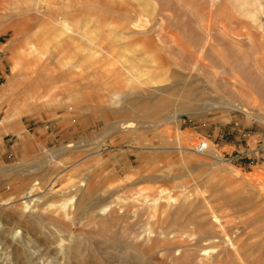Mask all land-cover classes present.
<instances>
[{
    "label": "rangeland",
    "instance_id": "1",
    "mask_svg": "<svg viewBox=\"0 0 264 264\" xmlns=\"http://www.w3.org/2000/svg\"><path fill=\"white\" fill-rule=\"evenodd\" d=\"M255 115L264 0H0V264H259Z\"/></svg>",
    "mask_w": 264,
    "mask_h": 264
},
{
    "label": "bare ground",
    "instance_id": "2",
    "mask_svg": "<svg viewBox=\"0 0 264 264\" xmlns=\"http://www.w3.org/2000/svg\"><path fill=\"white\" fill-rule=\"evenodd\" d=\"M181 2V1H180ZM204 19V18H203ZM145 20V19H144ZM208 21V20H207ZM206 21V22H207ZM146 23V21H144ZM133 23V22H131ZM135 23V22H134ZM138 23V22H137ZM142 23V22H141ZM144 23V24H145ZM64 26L69 28V26L67 24L64 23ZM139 26V25H138ZM207 26V25H206ZM206 28V27H205ZM134 29V28H133ZM170 34V33H169ZM173 41L174 43L176 44V47L182 51H186V53L189 54V56H191L192 58L194 57V59H196V56H197V53L199 51V49L197 50V42H194L193 43V46H192V43H190L189 41H186L184 39H182L180 36L178 35H173ZM192 46V47H191ZM199 60V59H198ZM137 72V71H136ZM129 73V72H128ZM130 74L132 75L130 79L132 80H137L138 78L136 77V75H134L133 71L130 70ZM145 79V78H144ZM182 79H183V82H182V87L180 90H182V104L185 105V104H190L191 102H193V100H195V97L197 96V87L194 85V82L192 79V76H188L187 75V78H185L184 76H182ZM140 82V81H139ZM141 83V82H140ZM168 97L166 98H160V99H157V100H154V102H145L144 100H140V101H133L132 103L133 104H139V103H144L146 106H150L152 108V111H149L150 113H152L153 115H166L168 117H166L167 120H170V119H173V120H176L177 119V113H173V115H171V110L170 108L171 107H175L174 104H172L173 102L170 101V99H167ZM181 98V97H180ZM179 98V100H180ZM128 100V99H127ZM188 107V106H186ZM233 107H237V105H233ZM146 108V107H145ZM239 108V107H238ZM242 110H245L244 108H240ZM188 110V109H187ZM186 110V111H187ZM144 115V114H142ZM257 116L261 121L264 122V117H262V115H255ZM165 119V121H166ZM130 122H124L122 124H119V126L117 127V129H126V128H130L131 125ZM133 125V124H132ZM218 161H221L219 158H218ZM34 189V188H33ZM32 192V191H31ZM30 192V193H31ZM24 198V197H23ZM26 204H27V208L30 207L29 204H28V201H25ZM83 204V202H82ZM24 205V204H23ZM85 216V215H84ZM41 227V226H40ZM176 231V230H175ZM55 243L56 244V247L57 250L59 252H63V253H72L71 249H70V243L69 241L67 240V244H64L62 241L58 242L56 241ZM81 250V249H80ZM249 256V253H247V257ZM246 257V258H247ZM72 258H76L75 254L72 253ZM245 259V257H244ZM249 259V258H247ZM252 260V259H251ZM255 260V259H254ZM241 261V259H240ZM259 264H264V261L262 262H259Z\"/></svg>",
    "mask_w": 264,
    "mask_h": 264
},
{
    "label": "built area",
    "instance_id": "3",
    "mask_svg": "<svg viewBox=\"0 0 264 264\" xmlns=\"http://www.w3.org/2000/svg\"><path fill=\"white\" fill-rule=\"evenodd\" d=\"M208 148L207 142H199L196 146H195V150L198 153H203L205 152V150Z\"/></svg>",
    "mask_w": 264,
    "mask_h": 264
}]
</instances>
